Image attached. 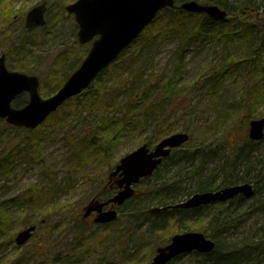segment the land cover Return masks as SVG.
<instances>
[{
  "label": "rangeland",
  "instance_id": "rangeland-1",
  "mask_svg": "<svg viewBox=\"0 0 264 264\" xmlns=\"http://www.w3.org/2000/svg\"><path fill=\"white\" fill-rule=\"evenodd\" d=\"M44 1L49 2L47 26L26 28L27 13ZM75 2L0 0V52L6 55L10 70L41 80L44 99L59 91L93 47L80 44L75 16L65 10ZM244 3L231 0V13L237 14ZM255 6L260 7L256 21H264L262 0ZM198 17L183 16L175 25L173 11L164 10L159 22L107 68L96 89L83 97L84 103L69 101L39 129L19 132L0 120V213L7 214L9 221L0 238V264H150L158 247L169 245L175 235L195 231L208 236L213 231L208 224L215 215L227 222L218 235L221 248L261 240L264 213L251 210L252 199L242 207L230 202L213 206L207 218L191 223L190 231L175 220L163 230L148 229L147 222L155 221L148 211L159 207L152 203L156 184L177 182L193 189L190 172L198 163L162 169L136 186L137 195L121 207L119 221L111 225L100 227L93 218L82 219L91 201L112 197L108 176L123 158L144 144L153 149L177 133L190 135L181 153L205 147L218 152L214 163L205 168L203 182L222 184L230 161L227 146L245 147L250 122L264 117L257 113L248 121L241 108L240 101L251 86L248 75H231L223 85L215 78L223 60L245 54L241 38L228 35L229 24L200 31ZM240 27L237 22L233 29ZM28 99L19 97L15 106L27 105ZM127 117L134 122L113 145L107 135L118 133L123 123H113ZM103 123L110 127L101 130ZM163 126L165 135L160 137L163 134L156 130ZM98 128L103 133L98 131L96 137ZM255 150V156L264 153V143ZM256 175L251 173L252 178ZM243 176L239 171L232 181L242 184ZM187 193L176 203L189 200ZM13 199L16 202L6 204ZM29 226H37L35 236L20 247L17 234ZM176 264L202 263L201 257L192 254Z\"/></svg>",
  "mask_w": 264,
  "mask_h": 264
},
{
  "label": "water",
  "instance_id": "water-1",
  "mask_svg": "<svg viewBox=\"0 0 264 264\" xmlns=\"http://www.w3.org/2000/svg\"><path fill=\"white\" fill-rule=\"evenodd\" d=\"M48 3L40 4L28 12L25 26L34 28L46 26V12ZM176 7V0H78L67 7V12L75 15L79 25V41L87 44L94 41V46L80 68L69 77L58 93L48 99L40 95L41 82L38 77L21 72L11 71L7 67L6 55L0 53V119L6 120L8 125L29 130L43 125L54 112L70 99L82 94L97 79V76L109 67L111 63L131 47L136 40L152 24L159 13L165 9ZM180 10L188 13L206 15L212 19L225 20L228 11L214 4H201L196 0L184 2ZM24 93L30 95L28 105L17 109L13 102ZM249 137L252 141H264V118L253 120L250 124ZM187 133H177L165 138L154 151L147 144L133 151L122 159L117 169L110 177L120 176L118 187L120 191L107 202H93L84 211L87 219L97 212L95 219L99 224H111L118 218V211L104 210L112 204L123 206L135 195L134 185L142 179L154 176L155 171L163 160L172 155V150L186 145L190 140ZM243 195L251 198L255 196L254 186L250 183L233 185L222 190L195 194L188 201L179 205L150 210L151 214L162 213L170 208L190 209L200 208L202 205L223 203ZM37 227L31 226L17 235L19 246L34 237ZM216 242L208 239L205 234L191 232L172 238L167 247H159L158 255L151 264H169L170 261L189 255L193 252L211 254L216 250Z\"/></svg>",
  "mask_w": 264,
  "mask_h": 264
},
{
  "label": "trees",
  "instance_id": "trees-1",
  "mask_svg": "<svg viewBox=\"0 0 264 264\" xmlns=\"http://www.w3.org/2000/svg\"><path fill=\"white\" fill-rule=\"evenodd\" d=\"M178 2H190L192 0H177ZM201 3L205 4H216L223 9H227L229 12V18L224 21H218L211 19L207 16H200L199 18V30L205 31L207 28L212 26H217L221 24H229L231 30L228 32L230 36H237L241 38V46L242 49L245 50V54L240 56L239 58H228L223 60L222 65H220V71L215 76L217 83L223 85L226 80L231 77V75H236L241 73H245L250 77L251 86L246 98L241 99L240 105L243 111L247 112V120L251 121L253 118L264 114H260L264 104V21H256L259 13L260 7L257 8L255 3L258 0H245L246 3L242 4L244 7L241 8L237 14L231 13L230 10V1L231 0H196ZM264 4V0H262ZM264 7V6H263ZM174 13V17L176 18L174 24H180L183 16H189L184 11H179L177 9H171ZM230 10V11H229ZM255 19V21H250V19ZM159 22V18L153 24L147 28V32L149 29H152L155 24ZM240 23L241 27L240 30L235 31L233 27H236V24ZM233 29V30H232ZM146 32V33H147ZM144 33V34H146ZM143 34V35H144ZM142 35V36H143ZM105 74V71L98 76L96 80L97 83L100 82L101 77ZM99 81V82H98ZM95 82V84H96ZM95 84H93L84 94L77 96L75 99L84 103L83 97L96 89ZM98 87V86H97ZM101 90H99L100 92ZM73 99V100H75ZM167 99V98H166ZM165 99V100H166ZM164 100V101H165ZM257 113L259 115H257ZM58 113H55L53 116H56ZM134 122L129 117H127L126 121L123 122H114V125H120L123 123V126L118 129V133L115 135H107L108 141L113 145H117L121 136L125 133L124 131L127 130L128 127ZM112 125V123H110ZM101 130L107 129L109 124L103 123L100 125ZM166 126L158 127L157 132L159 134H163L160 137H164V133L161 129H164ZM99 128L96 129L95 136L99 135L98 131L103 133ZM19 132H25L26 130L18 129ZM158 134V133H157ZM158 136V135H157ZM156 136V137H157ZM263 142L255 143L251 142L250 140H245V147L242 149H238L235 145L227 144L228 149V158L229 162L224 167L225 176L222 181V184L216 185L215 183L211 182H203V178L205 177V168L209 167L211 164L218 157V152L212 150L210 147H205L204 149L198 150H187L183 153L179 149L174 151V155L164 162V164L158 169L156 174L162 169H169L171 166H175L179 164V167H183V165L190 164L198 166L196 170L190 172L192 175L190 176V183H194L195 187L185 188L183 185L173 182V184H164V183H157L156 186L158 188L152 190V196H154L155 200L152 203L158 204L160 207H166L168 205H174L181 197L180 195L183 192H188L185 194L186 196H192L193 194L200 193V192H211L213 190L222 189V187L233 186L234 184H238L235 181H232L234 177H236L237 172L241 171L244 176L243 180L245 182L252 183L254 185V189L256 192V197L252 200H255L251 205V210L253 212L259 211L264 213V153L258 154L260 156L253 155L256 152V147L260 146ZM253 146L250 148V145ZM255 147V148H254ZM248 149V152H247ZM189 166V165H188ZM185 166V167H188ZM242 169H239L241 168ZM257 173L255 178L251 177V173ZM147 181V179H145ZM144 181V182H145ZM116 190V189H115ZM17 199L7 201V205L13 204L16 202ZM98 200V198H97ZM247 201V199L243 197H238L231 201L229 204L234 205L237 204L238 206L242 207L243 204ZM5 204V203H4ZM219 204H212L207 206H202L200 209H179V210H168L166 212L157 213L154 216L155 221L147 222L148 229L152 232L156 230H163L169 221L175 220L178 224H184L186 230L190 231L192 226L191 223L195 222L196 220H204L208 216L209 210L212 209L213 206ZM223 206V205H219ZM228 220V219H226ZM80 223H83L81 220ZM227 223L226 221H222L220 217L213 216L210 219L208 228H212V232L208 234L209 238H214L217 242V250L214 251L213 254L210 255H203L201 257L202 264H264V222L261 224V228L259 229L261 233V240L258 243L254 241L247 242L241 246H236L235 248L227 247L225 249L221 248L219 245V238L221 226ZM229 223V221H228ZM8 217L5 213H0V238L3 236L7 229H8ZM206 229V231L210 232V229ZM76 229V228H75ZM207 232V233H208ZM176 264V263H171Z\"/></svg>",
  "mask_w": 264,
  "mask_h": 264
},
{
  "label": "flooded vegetation",
  "instance_id": "flooded-vegetation-1",
  "mask_svg": "<svg viewBox=\"0 0 264 264\" xmlns=\"http://www.w3.org/2000/svg\"><path fill=\"white\" fill-rule=\"evenodd\" d=\"M117 179H118V178H116L115 180H113V181L111 182V184L109 185V188H113V189H114V188H117V187H116V181H117ZM95 216H96L95 214H92L91 217H90L88 220H91V219H92L93 217H95ZM93 219H94V218H93Z\"/></svg>",
  "mask_w": 264,
  "mask_h": 264
},
{
  "label": "bare ground",
  "instance_id": "bare-ground-1",
  "mask_svg": "<svg viewBox=\"0 0 264 264\" xmlns=\"http://www.w3.org/2000/svg\"><path fill=\"white\" fill-rule=\"evenodd\" d=\"M228 18H229V12H228V16H227V18H226V19H228ZM226 19H225V20H226ZM223 21H224V20H223ZM184 146H185V145H184ZM184 146H183V147H184Z\"/></svg>",
  "mask_w": 264,
  "mask_h": 264
}]
</instances>
